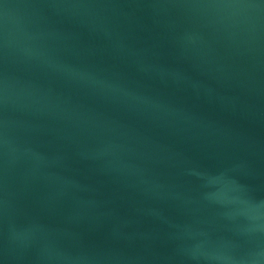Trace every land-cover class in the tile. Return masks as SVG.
<instances>
[{"label": "water", "instance_id": "95a60500", "mask_svg": "<svg viewBox=\"0 0 264 264\" xmlns=\"http://www.w3.org/2000/svg\"><path fill=\"white\" fill-rule=\"evenodd\" d=\"M0 264H264V0H0Z\"/></svg>", "mask_w": 264, "mask_h": 264}]
</instances>
